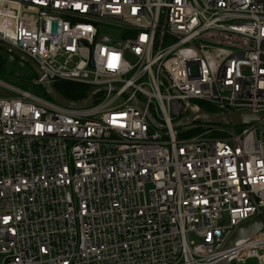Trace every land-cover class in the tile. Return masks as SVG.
Segmentation results:
<instances>
[{
	"label": "built area",
	"instance_id": "1",
	"mask_svg": "<svg viewBox=\"0 0 264 264\" xmlns=\"http://www.w3.org/2000/svg\"><path fill=\"white\" fill-rule=\"evenodd\" d=\"M0 42L99 88L0 80V264H264V230L226 248L264 215V123L175 127L264 115V0H0Z\"/></svg>",
	"mask_w": 264,
	"mask_h": 264
},
{
	"label": "water",
	"instance_id": "2",
	"mask_svg": "<svg viewBox=\"0 0 264 264\" xmlns=\"http://www.w3.org/2000/svg\"><path fill=\"white\" fill-rule=\"evenodd\" d=\"M166 23V19H165ZM56 23H54L55 29ZM0 49L7 52L12 59L15 57L19 59L24 65H28L36 74L38 80L41 82L39 86L36 87L35 91L37 93H42L47 95L55 102L70 106V107H88L94 103V95L99 91V88H94L90 91L88 97L84 100H73L64 96L53 84L47 82L46 76L42 72L39 65L27 54L23 53L19 49L13 47L12 45L0 42ZM46 81V83H44ZM144 105V104H143ZM149 118L153 120V116L150 111L147 110ZM205 123V124H215V125H246L253 122L264 123V115L259 113H253L250 111H217L208 110L200 105L191 103V113L184 117L183 119L175 123V127L180 128L187 126L191 123ZM264 230V215L252 220L242 226H240L229 238L226 248L233 247L238 241L242 239H247L253 237ZM221 264H233L230 259H225Z\"/></svg>",
	"mask_w": 264,
	"mask_h": 264
},
{
	"label": "rangeland",
	"instance_id": "3",
	"mask_svg": "<svg viewBox=\"0 0 264 264\" xmlns=\"http://www.w3.org/2000/svg\"><path fill=\"white\" fill-rule=\"evenodd\" d=\"M6 57H7V63H6L7 71L5 74L0 75V80L6 83L12 84L21 89H26L29 91L34 90L37 84V79L33 80L35 76L31 77L29 75V71L27 68L29 66L24 65L19 59H12L8 55H6ZM27 77H30V79H28ZM14 95H17V93L13 92L12 90L8 88L0 86V96L8 97V96H14ZM196 124L197 123H193L188 126H183V127H180L178 130L179 132L184 133L191 127L195 126ZM245 126L246 125H238L235 127V129L237 132H241V130H243ZM212 135L217 136V137L221 136L220 133H213ZM191 238L193 239L194 236L191 235ZM251 261H252V264H256L255 260H250L247 264H250Z\"/></svg>",
	"mask_w": 264,
	"mask_h": 264
},
{
	"label": "trees",
	"instance_id": "4",
	"mask_svg": "<svg viewBox=\"0 0 264 264\" xmlns=\"http://www.w3.org/2000/svg\"><path fill=\"white\" fill-rule=\"evenodd\" d=\"M5 54V55H4ZM6 55H8L10 57V55L5 52L4 50L0 49V75H3L6 73L7 68H6V63H7V57ZM14 59H17L16 57ZM27 67V66H26ZM28 71H29V75L31 77H34V79H38L35 72L30 68L27 67ZM28 76V74H27ZM28 79H30V77H27ZM55 87L67 98L73 99V100H79V99H83L88 95V91H89V87L80 83H76V82H71V81H59L56 82ZM200 103V105L208 110H215V108L205 102L202 101H198Z\"/></svg>",
	"mask_w": 264,
	"mask_h": 264
},
{
	"label": "bare ground",
	"instance_id": "5",
	"mask_svg": "<svg viewBox=\"0 0 264 264\" xmlns=\"http://www.w3.org/2000/svg\"><path fill=\"white\" fill-rule=\"evenodd\" d=\"M179 129V128H178Z\"/></svg>",
	"mask_w": 264,
	"mask_h": 264
}]
</instances>
